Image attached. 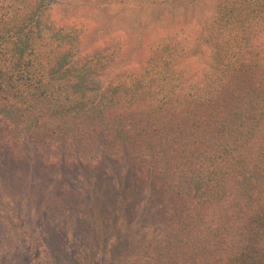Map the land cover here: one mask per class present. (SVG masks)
I'll use <instances>...</instances> for the list:
<instances>
[{"label": "trees", "instance_id": "16d2710c", "mask_svg": "<svg viewBox=\"0 0 264 264\" xmlns=\"http://www.w3.org/2000/svg\"><path fill=\"white\" fill-rule=\"evenodd\" d=\"M174 3L141 59L64 0H0V120L48 161L153 165L177 211L125 264H264V0Z\"/></svg>", "mask_w": 264, "mask_h": 264}, {"label": "rangeland", "instance_id": "374dc122", "mask_svg": "<svg viewBox=\"0 0 264 264\" xmlns=\"http://www.w3.org/2000/svg\"><path fill=\"white\" fill-rule=\"evenodd\" d=\"M197 1V18L200 8L208 17L215 0ZM187 2L175 1L190 17ZM170 3L64 0L56 15L89 21L99 45L123 38L142 59L172 22L163 8ZM7 132L0 120V264H125L177 211L150 163L127 154L94 164L48 161L27 139L10 143Z\"/></svg>", "mask_w": 264, "mask_h": 264}]
</instances>
